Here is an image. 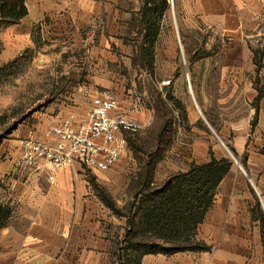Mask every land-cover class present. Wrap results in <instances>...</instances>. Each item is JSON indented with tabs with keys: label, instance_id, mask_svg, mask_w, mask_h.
<instances>
[{
	"label": "crops",
	"instance_id": "crops-1",
	"mask_svg": "<svg viewBox=\"0 0 264 264\" xmlns=\"http://www.w3.org/2000/svg\"><path fill=\"white\" fill-rule=\"evenodd\" d=\"M25 3L28 14L19 23L29 35L39 24L43 33L72 39L84 49L89 89L83 93L89 90L94 96L98 88L115 87L112 92L121 111L144 126L153 110L141 97H133L132 90L124 93L116 88L124 77L111 73L117 68L141 69L135 57L142 45L137 39L143 36L135 26L142 18L144 1ZM175 13L182 45L188 47L187 90L192 95L175 97V172L187 171L192 163H207L212 156L232 164L196 229L195 241L209 248L145 254L139 264H264L256 210L259 201L264 212V98L258 108L251 105L258 95L254 80L257 75L264 78V68L255 71L253 61L254 51L264 52V0H175ZM200 38L204 54L192 48L193 40ZM177 82L183 86L185 79L179 76ZM83 93L74 97V107H64V113L48 127L70 112L82 114L88 100ZM47 130L36 133L43 135ZM11 148L14 151L0 164L5 187H1L0 204L10 211L0 228V264H118L127 217L104 203L86 170L78 163L65 165L51 181L47 170L35 172L19 165L18 142ZM110 170L99 171L96 183L113 178Z\"/></svg>",
	"mask_w": 264,
	"mask_h": 264
},
{
	"label": "rangeland",
	"instance_id": "rangeland-1",
	"mask_svg": "<svg viewBox=\"0 0 264 264\" xmlns=\"http://www.w3.org/2000/svg\"><path fill=\"white\" fill-rule=\"evenodd\" d=\"M168 1L169 8L162 20L155 24L151 21L153 17L150 13L146 17L150 22L146 25L143 21L145 4L143 5L142 18L135 26L142 33V39H137L141 42L145 41L147 33L145 27L148 26L149 39L145 44L148 49V54L145 55L147 58L140 54V50L135 57L141 69L117 68L111 71L113 75L124 77L122 85L119 84L116 88L124 93L132 90L131 95L141 97V102L148 109H152L153 113L140 132L129 139L126 156L110 170L113 178L97 184L95 175L99 172L91 173L86 170L88 178L94 181L100 194L111 197L124 215L133 214L134 209L130 210V207L132 204L137 205L135 196L140 188L138 181L148 168H151L153 173L154 186L162 185L177 173L175 97L192 95L187 90L188 47L185 43L182 45L183 37L177 25L175 0L173 4L172 0ZM156 27L157 36L151 43ZM193 42L192 48L195 47L200 54H204L205 52L199 48L200 42L204 44L203 39ZM214 44L219 46L221 42L215 41ZM181 45L184 47L183 52ZM83 52L84 49L72 39L57 38L43 33L39 24L32 27L29 35L21 23L4 25L0 21V164L14 151L11 146L19 143L30 131L47 130L48 126L64 113V107H74V97L81 95L84 89H89L87 85L89 70L85 67ZM253 56L255 71L262 72L263 50L259 48V51H254ZM94 73L101 74L104 71L95 70ZM179 76L185 79L183 86L177 82ZM262 86L264 78L257 75L253 88L258 92ZM114 88L105 90L112 91ZM256 102L255 98L251 105L256 107L258 104ZM226 150L228 156L235 162L236 157L231 149L227 147ZM2 179L4 178H0V191L3 187ZM120 242L118 240V243ZM120 245L119 256L124 254L126 242L122 241ZM108 264H116V261Z\"/></svg>",
	"mask_w": 264,
	"mask_h": 264
},
{
	"label": "trees",
	"instance_id": "trees-1",
	"mask_svg": "<svg viewBox=\"0 0 264 264\" xmlns=\"http://www.w3.org/2000/svg\"><path fill=\"white\" fill-rule=\"evenodd\" d=\"M143 21L147 25L148 13L154 24L162 20L169 8L168 0H144ZM26 0H0V21L17 24L28 14ZM150 4L152 7H149ZM145 41L139 46L140 54L147 56L148 26L145 27ZM156 27L151 43L157 36ZM145 56V57H146ZM147 58V57H146ZM264 97V86L258 89L256 103ZM258 108V104H256ZM234 152V151H233ZM264 153V147L262 149ZM231 160L215 159L203 164L192 163L185 172H178L162 185L154 186V176L148 170L140 177V188L136 193L137 205L132 204L133 214L123 215L111 197L102 194L104 203L117 215L126 216V247L118 256V264H139L145 254H174L188 250H205L209 247L195 241L198 225L202 223L207 210L212 206L218 186L231 167ZM257 218L261 222L264 242V212L259 201L256 204ZM10 215L6 206L0 205V228ZM131 256L128 257V255ZM133 254V256H132ZM125 260V261H124Z\"/></svg>",
	"mask_w": 264,
	"mask_h": 264
},
{
	"label": "built area",
	"instance_id": "built-area-1",
	"mask_svg": "<svg viewBox=\"0 0 264 264\" xmlns=\"http://www.w3.org/2000/svg\"><path fill=\"white\" fill-rule=\"evenodd\" d=\"M83 94L88 100L82 114L70 112L43 135L30 131L19 141L20 166L35 172L47 170L53 181L54 173L65 165L78 163L87 171L103 172L121 162L129 139L143 124L121 111L112 91L90 96L85 90Z\"/></svg>",
	"mask_w": 264,
	"mask_h": 264
},
{
	"label": "water",
	"instance_id": "water-1",
	"mask_svg": "<svg viewBox=\"0 0 264 264\" xmlns=\"http://www.w3.org/2000/svg\"><path fill=\"white\" fill-rule=\"evenodd\" d=\"M172 4H173V0H172Z\"/></svg>",
	"mask_w": 264,
	"mask_h": 264
}]
</instances>
